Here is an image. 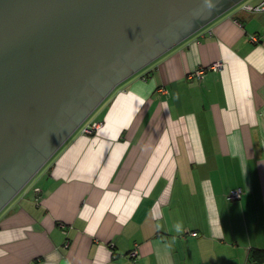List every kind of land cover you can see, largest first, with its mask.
Segmentation results:
<instances>
[{"label":"crops","instance_id":"crops-1","mask_svg":"<svg viewBox=\"0 0 264 264\" xmlns=\"http://www.w3.org/2000/svg\"><path fill=\"white\" fill-rule=\"evenodd\" d=\"M96 111L0 213V264H264V13L231 8Z\"/></svg>","mask_w":264,"mask_h":264},{"label":"water","instance_id":"water-1","mask_svg":"<svg viewBox=\"0 0 264 264\" xmlns=\"http://www.w3.org/2000/svg\"><path fill=\"white\" fill-rule=\"evenodd\" d=\"M244 0H0V213L123 82Z\"/></svg>","mask_w":264,"mask_h":264},{"label":"built area","instance_id":"built-area-1","mask_svg":"<svg viewBox=\"0 0 264 264\" xmlns=\"http://www.w3.org/2000/svg\"><path fill=\"white\" fill-rule=\"evenodd\" d=\"M243 10L249 12V13H252V14H259V13H264V0L260 1L259 3L257 4H249V3H244L243 4ZM252 41L254 42H258V38L253 36L251 38ZM223 67L222 63H215L214 65H212L209 70H219ZM206 70H201V71H198L196 73V77L198 79H202L204 74H205ZM102 124L100 122H97V121H91L89 122L88 124L85 122L81 127H80V130H81V134L82 135H86V136H91V135H94L96 134L100 128H101ZM31 191L35 194L36 196V199L39 200L40 198V195H41V190L35 186H33L31 188ZM241 191H235V192H232L229 196H228V199L231 200V201H235V200H239L241 198ZM192 236H197V233H193Z\"/></svg>","mask_w":264,"mask_h":264},{"label":"rangeland","instance_id":"rangeland-1","mask_svg":"<svg viewBox=\"0 0 264 264\" xmlns=\"http://www.w3.org/2000/svg\"><path fill=\"white\" fill-rule=\"evenodd\" d=\"M245 2H249V0H244V1H242L241 2V4L243 5ZM157 61V60H156ZM155 61V62H156ZM155 62H153L152 64H150V65H148L147 67H145L144 69H142V70H140L139 72H137L135 75H133L132 77H130L128 80H130V79H134L135 77H138L141 73H143L144 71H145V69H147L148 67H150V66H152ZM146 78V77H145ZM127 80V81H128ZM127 81H125V82H123L121 85H119L118 87H121L124 83H126ZM117 87V88H118ZM96 115H97V111L96 112H94L88 119H87V121H86V123L88 124L89 122H91L92 120H93V118H95L96 117ZM82 126V125H81ZM80 126V127H81ZM80 127L77 129V134L79 133L80 134V132H81V130H80ZM45 167V166H44ZM43 167V168H44ZM44 171L42 170V171H40L29 183H28V185L25 187V189H23L22 191H21V194L19 193V195H17L15 198H14V200H12L6 207H5V209L6 208H9L16 200H18V199H20L22 196H23V194H24V192L28 189V188H30V187H32V185H34V184H36V182L38 181V179L41 177V175H42V173H43ZM26 193V192H25Z\"/></svg>","mask_w":264,"mask_h":264}]
</instances>
